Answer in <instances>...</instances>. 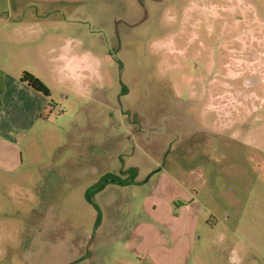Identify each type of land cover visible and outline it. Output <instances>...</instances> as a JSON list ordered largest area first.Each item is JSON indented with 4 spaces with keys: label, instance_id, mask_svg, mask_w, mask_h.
Instances as JSON below:
<instances>
[{
    "label": "rangeland",
    "instance_id": "rangeland-1",
    "mask_svg": "<svg viewBox=\"0 0 264 264\" xmlns=\"http://www.w3.org/2000/svg\"><path fill=\"white\" fill-rule=\"evenodd\" d=\"M21 9L0 92L49 97L0 98V264H264V0Z\"/></svg>",
    "mask_w": 264,
    "mask_h": 264
},
{
    "label": "crops",
    "instance_id": "crops-1",
    "mask_svg": "<svg viewBox=\"0 0 264 264\" xmlns=\"http://www.w3.org/2000/svg\"><path fill=\"white\" fill-rule=\"evenodd\" d=\"M25 1V0H0V10H7L8 7L12 8L15 13L17 14V17H19L20 15V12H21V5H22V2ZM48 1H52V0H44V2H48ZM20 18V17H19ZM7 24L6 21H0V28H2L3 26H5ZM23 73V72H22ZM3 90H2V93L0 92V98H4V95H7L8 92L12 91L14 92L15 94L13 95V97H19L18 93H20L21 91L24 92V93H30V92H33V93H36L34 92L32 89H30L25 83H21L19 81V78H18V81L17 79L15 80H10L9 78H5L4 77V81H3ZM38 94V93H36ZM20 106V111L22 112L23 108H27V109H30V110H33L34 109V106L33 104H19ZM19 112V111H17ZM21 114V113H19Z\"/></svg>",
    "mask_w": 264,
    "mask_h": 264
},
{
    "label": "trees",
    "instance_id": "trees-1",
    "mask_svg": "<svg viewBox=\"0 0 264 264\" xmlns=\"http://www.w3.org/2000/svg\"><path fill=\"white\" fill-rule=\"evenodd\" d=\"M19 81L21 83H25L34 92L42 95V97L44 98L49 97V92L47 88L37 78L33 77L32 75L23 72L19 77Z\"/></svg>",
    "mask_w": 264,
    "mask_h": 264
},
{
    "label": "built area",
    "instance_id": "built-area-1",
    "mask_svg": "<svg viewBox=\"0 0 264 264\" xmlns=\"http://www.w3.org/2000/svg\"><path fill=\"white\" fill-rule=\"evenodd\" d=\"M60 111V110H59Z\"/></svg>",
    "mask_w": 264,
    "mask_h": 264
}]
</instances>
